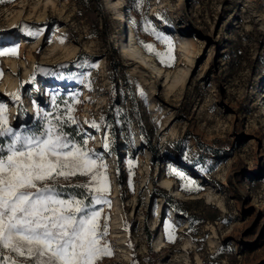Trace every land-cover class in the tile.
Listing matches in <instances>:
<instances>
[{"label":"rangeland","instance_id":"374dc122","mask_svg":"<svg viewBox=\"0 0 264 264\" xmlns=\"http://www.w3.org/2000/svg\"><path fill=\"white\" fill-rule=\"evenodd\" d=\"M129 22L146 67L122 52ZM145 27L171 39L167 62ZM11 48L10 123H43L71 97L61 109L104 156L102 264H264V0H5L0 51Z\"/></svg>","mask_w":264,"mask_h":264},{"label":"snow or ice","instance_id":"6c2138e0","mask_svg":"<svg viewBox=\"0 0 264 264\" xmlns=\"http://www.w3.org/2000/svg\"><path fill=\"white\" fill-rule=\"evenodd\" d=\"M149 30L168 46L167 53H156L167 62L171 39L145 27ZM9 53L15 56L17 49L0 56ZM13 99L19 101V95ZM73 111L69 106L58 115L44 112L43 123L17 128L0 102V264H102L112 255L103 208L97 207L110 203L107 164L87 147L83 129L66 131L78 124Z\"/></svg>","mask_w":264,"mask_h":264},{"label":"bare ground","instance_id":"6f19581e","mask_svg":"<svg viewBox=\"0 0 264 264\" xmlns=\"http://www.w3.org/2000/svg\"><path fill=\"white\" fill-rule=\"evenodd\" d=\"M117 19H119L120 21H122L124 23L127 22L126 17L122 13H119L118 14ZM129 23H131V22H129ZM24 29H25V27L23 26V30ZM127 32L128 33H127L126 40H125L127 47H124L122 49V52H123L124 56H126L127 58L132 59L133 61L137 62L139 65H141L143 67L148 66V64L143 59H141V57L137 56L135 53H133V52L130 51V49L133 50V51H137V46H138V44H137V38H136V33H135V30H134V27L132 26V24H130V26L128 27V31ZM55 38L58 39L59 38V35L56 34L55 35ZM187 51L190 52L189 47H187ZM3 63H5V62H3ZM15 69H16V65L11 62L10 63V72H9V75L11 73L16 72ZM27 78H28L27 75H25L24 80H26ZM8 80H9L8 86L3 88L4 92H7V93L15 92L18 89V87H19V84H18L17 80L12 79L11 76H9ZM163 183L167 187H172L173 186V184L169 180H164ZM115 228H119V227L116 226Z\"/></svg>","mask_w":264,"mask_h":264},{"label":"trees","instance_id":"16d2710c","mask_svg":"<svg viewBox=\"0 0 264 264\" xmlns=\"http://www.w3.org/2000/svg\"><path fill=\"white\" fill-rule=\"evenodd\" d=\"M131 24L134 27V30H137L136 23L132 22ZM57 99H58L57 100L58 101L57 102L58 105H56V107L54 109H52L51 111L54 112L55 114H60L61 112H64L65 109H66V108L61 109L62 106L60 105V102H62V104H63L64 101H66L65 99L69 100V99H71V97H67L66 98L64 95H60ZM73 128H77V126L76 125L69 126L68 128H66V131L71 132ZM76 139L79 141L81 139V135H76ZM162 192L165 193V194H162V195L166 197L167 196L166 192L164 190H162ZM167 197H170V196H167ZM170 199H173V198L170 197ZM145 233H146V236H148L149 239H151L152 233H151V231L148 228H145Z\"/></svg>","mask_w":264,"mask_h":264}]
</instances>
